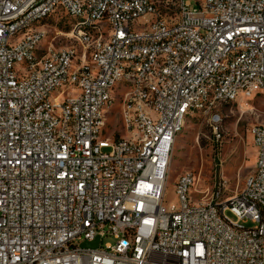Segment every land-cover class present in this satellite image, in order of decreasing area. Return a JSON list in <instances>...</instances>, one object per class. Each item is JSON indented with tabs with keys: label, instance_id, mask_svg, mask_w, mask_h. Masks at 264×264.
<instances>
[{
	"label": "built area",
	"instance_id": "2783aa9c",
	"mask_svg": "<svg viewBox=\"0 0 264 264\" xmlns=\"http://www.w3.org/2000/svg\"><path fill=\"white\" fill-rule=\"evenodd\" d=\"M57 12L80 54L40 48ZM263 91L264 0H0V264H264V125L236 193L164 199L187 118Z\"/></svg>",
	"mask_w": 264,
	"mask_h": 264
},
{
	"label": "rangeland",
	"instance_id": "374dc122",
	"mask_svg": "<svg viewBox=\"0 0 264 264\" xmlns=\"http://www.w3.org/2000/svg\"><path fill=\"white\" fill-rule=\"evenodd\" d=\"M178 1L153 0L160 16L167 19L178 15ZM194 2L198 4L199 0ZM75 23V18L63 12L51 15L39 27L46 34L40 48L43 51L74 48L80 54ZM101 32L104 38L106 29ZM119 112L120 104L117 103L106 114L104 135L112 132L119 135ZM213 112L218 115L216 126L210 122L209 115L196 114L187 118L178 134L170 154L168 185L164 197L166 202L177 204L173 183L182 173L191 172L195 177L189 197L193 201H206L219 181L224 184L222 195H233L252 171L256 150L249 128L256 124L264 125V91L216 106ZM226 215L235 219L229 212ZM103 242L113 243L114 240L105 237Z\"/></svg>",
	"mask_w": 264,
	"mask_h": 264
},
{
	"label": "water",
	"instance_id": "95a60500",
	"mask_svg": "<svg viewBox=\"0 0 264 264\" xmlns=\"http://www.w3.org/2000/svg\"><path fill=\"white\" fill-rule=\"evenodd\" d=\"M99 244V238L96 237L93 241H84L81 243L83 248H97Z\"/></svg>",
	"mask_w": 264,
	"mask_h": 264
},
{
	"label": "trees",
	"instance_id": "16d2710c",
	"mask_svg": "<svg viewBox=\"0 0 264 264\" xmlns=\"http://www.w3.org/2000/svg\"><path fill=\"white\" fill-rule=\"evenodd\" d=\"M49 18V17H48Z\"/></svg>",
	"mask_w": 264,
	"mask_h": 264
}]
</instances>
